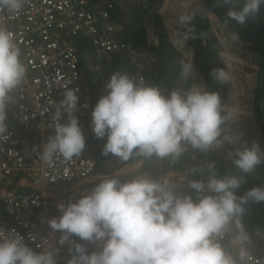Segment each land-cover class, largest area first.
Listing matches in <instances>:
<instances>
[{
  "label": "clouds",
  "instance_id": "1",
  "mask_svg": "<svg viewBox=\"0 0 264 264\" xmlns=\"http://www.w3.org/2000/svg\"><path fill=\"white\" fill-rule=\"evenodd\" d=\"M88 1L95 10L102 8L104 4L113 3L122 10L119 16L127 13L129 9L136 8L119 6L122 0ZM200 1L204 12L193 11L178 17L177 23L181 28H185V31L175 32L172 25L170 35L164 25L171 52L164 65H159V70L164 68L170 75H175V71L179 70L180 82L185 84L186 88L180 85L179 89L165 93L159 86L146 85V78L155 75L156 66L161 62L159 57L146 49L142 52L135 50L154 59L146 73L145 85L138 84L133 78L135 69L128 64V51L110 55L116 57L126 53V67L131 69V76L119 71L113 73L104 84L107 94L102 97L99 94V100L93 110L92 96H87L88 91L83 83L89 103L88 127L91 126L96 138L107 137L102 155H111L122 161L136 156L145 159L170 158L175 162L189 149L208 153L223 148L225 143L241 142V134H237L235 138L223 135L225 122L230 116L225 115V107L219 93L203 91L201 87H196L198 81L195 79L197 74L193 65V52L185 43L196 38L194 26L191 25L196 13L205 15L210 24L214 22L207 16L213 14L209 13L202 0ZM26 2L27 0H0V11L17 13ZM148 4L145 1L139 9H148ZM215 5L228 6L227 18L244 25L257 16L264 6V0H215ZM114 10L115 8L110 10V17L115 23L112 17ZM213 16L218 22L217 17ZM119 24H115L116 30ZM212 31L216 37L213 27ZM117 32L123 40L122 31ZM148 33L153 36L151 31L147 30V37ZM152 38L155 39L156 45L151 43L147 46L157 47L158 39L154 36ZM233 38L238 39V34L233 33ZM183 49L190 51L192 63H180L178 50ZM244 49L250 51L245 47ZM20 56V49L14 43L12 33L0 23V136L8 130L5 121L10 93L21 85L26 75V67ZM79 58L83 80L84 70L80 55ZM98 60H103V57ZM211 74L221 84H227L232 79L231 74L222 68L213 69ZM68 84L65 85L63 99L56 105L52 116L54 135L48 137L38 152L40 160L45 164H50L57 154L66 161L72 160L86 147L85 136L74 115L78 110L79 97L77 90L69 88ZM65 113L67 123H60ZM262 147L264 150L263 145ZM92 157L97 169L102 163H97L96 155ZM230 157L234 167L244 175L219 176L214 162L206 164L205 168L196 166L192 169L193 172L206 169L204 179L189 180L186 177L185 183L174 179L171 174L158 178L139 174L124 181L112 175L101 178L91 192L81 196L76 202L57 204L61 215L52 217L47 224L53 232L61 234L57 245H69L71 259L67 264L248 263L249 255L256 256L261 252L264 235L260 241L259 252L249 253L246 245L249 244L250 237L243 225L245 205L250 202L264 203V187H253L243 195H237V192L245 182V176L264 164V152L256 143L251 146L245 143L242 144L241 150L230 153ZM175 178L181 177L177 174ZM231 228L235 229L236 233L232 239V243L237 246L235 253H231L227 247L229 234L223 244L219 239ZM6 232V235L0 234V264H56L57 248L35 251L24 242V236L15 229ZM72 237L101 246L98 251L89 253L84 244L72 240Z\"/></svg>",
  "mask_w": 264,
  "mask_h": 264
},
{
  "label": "built area",
  "instance_id": "2",
  "mask_svg": "<svg viewBox=\"0 0 264 264\" xmlns=\"http://www.w3.org/2000/svg\"><path fill=\"white\" fill-rule=\"evenodd\" d=\"M145 1L122 0L118 5L129 8L142 6ZM113 8V3H107L95 10L88 0H27L17 13L0 11V23L12 33L26 67L23 82L10 93L6 104L8 130L0 136V187L13 178L56 187L94 175L96 164L88 147L89 103L83 88L78 44H84L96 59L128 51V64L135 69L133 78L138 84L145 85L146 73L154 62L144 53L127 49L111 21ZM67 84L77 90L79 102L74 115L85 136L86 147L72 160L66 161L57 154L50 164H45L38 152L48 137L54 135L52 116ZM67 119V114H63L60 123H67ZM81 196L71 191L48 198L35 190L0 194V234L15 229L35 251L57 248L56 264H67L71 259L69 245H57L61 234L53 232L47 221L61 215L57 204L74 203ZM232 229L219 238L222 244ZM71 239L84 244L89 253L101 246L80 241L78 237ZM247 262L264 264V237L261 252L249 255Z\"/></svg>",
  "mask_w": 264,
  "mask_h": 264
},
{
  "label": "trees",
  "instance_id": "3",
  "mask_svg": "<svg viewBox=\"0 0 264 264\" xmlns=\"http://www.w3.org/2000/svg\"><path fill=\"white\" fill-rule=\"evenodd\" d=\"M120 0H114V2ZM148 8H151L152 11H157L160 8V3L163 0H146ZM203 6L209 13L215 15L218 19V22L224 26L226 29L232 33H236L239 36V39L245 43L244 47L250 51H256L258 54L257 62V72H256V85L252 91L253 103L251 106L252 120L251 124L256 125L259 134V140L264 146V6L261 7L260 12L257 16L250 19L246 24L240 25L234 20L227 18L226 13L228 6L217 7L215 5V0H202ZM98 5V4H97ZM124 6V4H123ZM146 7V5H145ZM114 13L112 17L114 18L115 24L120 22L119 18H116L121 14L122 10L120 7L114 5ZM139 9V6H136ZM143 9V7L141 8ZM126 13V12H124ZM149 17V22L145 25L151 28L148 30L151 31L152 35L158 39L157 47H148L147 46V29L143 26L135 28L131 33L128 31L123 32V40L127 43V49L137 50L139 52L149 50L150 53L159 57L160 61L156 66L155 75L152 77L146 78V85L148 86H159L162 91L165 93L173 90L179 89L181 87L186 88V85L180 82V71H175V75H170L166 70L160 69V66L164 65V62L169 59L171 50L170 43L167 40L166 32L164 30V24L161 17L158 14H153ZM191 25L194 26V33L196 38L188 40L185 44L192 49L193 52V65L196 72V79L198 83H201V89L203 91L217 92L219 93L223 105L228 101L227 84L219 83L211 74L213 69L222 68L226 71L225 67L221 62L219 57V43L212 31V26L209 20L202 13H196L195 18L191 22ZM117 30L120 31V24L117 25ZM175 32L185 31V28H181L178 25L177 20L173 24ZM127 29V26L125 25ZM122 31V30H121ZM81 45V46H80ZM78 45L79 49H82L84 44ZM125 57L126 53H123ZM128 75H131V69L126 67ZM189 85H187L188 88ZM99 99V94L95 93V96L92 95L93 107H95ZM96 101V102H95ZM95 102V103H94ZM226 115V114H225ZM226 123V122H225ZM224 126V125H223ZM222 126V128H223ZM90 127V141L88 143L89 151H93L94 155L97 152L94 151L96 144V139L94 133ZM224 132V130H223ZM225 136V133H223ZM224 146H228V143ZM100 153V152H99ZM101 154L96 155V161L103 162L101 159ZM184 156L186 158L182 161L178 160L173 163L174 167L180 171L189 169V180H199L204 179L206 171L203 172H193L192 169L196 166L203 165L204 168L208 163H215L216 172L219 176H231V175H244L239 173L238 170L231 164L232 161L224 162V159H217L214 153L210 155H203V153H198L193 150H188ZM142 157L133 156L128 161H123L124 163H131L133 161L139 160ZM171 164V163H169ZM169 164H167L169 166ZM167 168V167H165ZM171 168V167H170ZM168 169V168H167ZM253 187H264V164L258 166L255 171L251 174L245 176V182L242 184L241 188L238 190L237 195H243L246 191ZM246 211L243 216V225L245 231H258L264 230V203H253L245 205Z\"/></svg>",
  "mask_w": 264,
  "mask_h": 264
},
{
  "label": "rangeland",
  "instance_id": "4",
  "mask_svg": "<svg viewBox=\"0 0 264 264\" xmlns=\"http://www.w3.org/2000/svg\"><path fill=\"white\" fill-rule=\"evenodd\" d=\"M200 6V0H163L160 3V10L163 11L164 24L166 25V29L169 34L172 35V25L176 20H178V17L180 15L193 12L197 7ZM151 12V8H148L146 10L136 8L129 9L127 13H125L124 18L120 17L119 23L122 33L126 31H128V33H131L135 28L138 27V25L143 26L148 30V27L145 25L149 22L148 16ZM125 25L127 26V29L125 28ZM211 25L218 31H216V37L220 45L219 56L221 57L224 66L226 67V71L229 72L232 76V79L226 86L228 101L226 103L227 105L225 104L224 107L225 113L226 115L230 116V119L226 120L224 133L225 136L231 138H235L237 134H241V142L237 141L232 144H228L227 147L224 146L223 148H219L216 150L223 151V154H226L229 156V158H231L230 153L234 154L236 151L241 150L242 144L246 143L247 145L251 146L252 143H256L260 146L261 151L264 152L259 140L258 129L256 125L251 124L253 116L251 112V106L253 103L252 91L256 85L258 54L256 51H246L243 47L245 43L242 41V39H234L233 33H230L225 28L224 30L219 31L218 28H220V26L219 24H217V22L214 21ZM149 27L151 28V25H149ZM148 35L150 36V33H148ZM178 52L181 57L180 63L181 61L192 63V58H190L191 56L189 50L183 49V51L178 50ZM79 55L81 57V64L83 65L84 70V72L82 73L83 83L84 87H86L88 91V93H86L87 96H91V94L95 96V93L104 96L106 93L105 88L97 86L98 90H96V92L94 93V90H92L90 85L93 82L97 81L99 85V80L104 79L103 72L105 64L103 63V60H100L102 61V63H100L99 60L97 62L95 60V55L92 52L85 51L83 48L80 49ZM104 57L107 59L110 58V56L108 55H104ZM168 58H170V56ZM115 60L117 62V67H123L127 64V59L123 54L117 55ZM93 62L96 65V71L92 69ZM123 68H125V71L127 70L126 67ZM104 80L108 81L106 79ZM105 81H101V83H106ZM196 87L200 88L201 83H196ZM213 153L215 154L216 152ZM90 155H94L93 151H91ZM185 158L186 156H182L179 160L182 161ZM120 161L121 160L117 161V163ZM99 166L103 167V163ZM200 167L204 168L203 165H200ZM203 171H206V169H203ZM188 173L189 169H186L184 171H179L178 174L180 177L189 178ZM175 176L177 177L176 173ZM174 179L179 181L181 178L174 177ZM183 183H185V181ZM250 232H252L255 244L259 246L260 242L257 234H255V231Z\"/></svg>",
  "mask_w": 264,
  "mask_h": 264
},
{
  "label": "crops",
  "instance_id": "5",
  "mask_svg": "<svg viewBox=\"0 0 264 264\" xmlns=\"http://www.w3.org/2000/svg\"><path fill=\"white\" fill-rule=\"evenodd\" d=\"M195 11L204 12V8L197 7L195 9ZM154 13L158 14L161 17L162 22L164 23L163 11L158 9L157 11H152L149 14H150V16H152ZM124 16H125V13H122V15H120V16L118 15L116 18L120 19V17L124 18ZM207 16L211 21L213 19V21L217 22L216 18L213 15L208 14ZM217 24H219V23L217 22ZM219 26H220V28H218L219 31L224 30L225 27H223L220 24H219ZM216 31L217 30L215 29V32ZM152 37L151 36L147 37L148 38V40H147L148 46H150L151 43H152V45H156V41ZM108 56H110V58H108V59L103 56V63L105 64V68H104V72H103V78L104 79L109 80L108 78H110V76L117 71H119L121 73L128 74L127 71L124 70L125 68H123V67H126V65H124L123 67H117L116 66L117 62L115 60L116 57H111V55H108ZM95 60L97 61L96 58H95ZM111 61H113V63H111ZM100 63H102V62H100ZM95 66L96 65L93 62L92 69L95 70ZM104 79L99 80L100 81L99 85H98V81L90 84L92 90H94V93L96 92V90H98L97 86L105 88V86H104L105 83H101V81H105ZM105 82H107V81H105ZM105 92H106L105 93V95H106L107 91H105ZM92 95L93 94H91V96ZM91 96H89V98ZM101 97H102V95H101ZM98 100L96 99V101H98ZM94 136H95V134H94ZM95 139H96V144L94 147V151L97 152L96 153L97 156H98V154L102 155L103 146L106 143L107 137L98 139L95 136ZM189 150H191V149H189ZM213 152H216L215 156L217 159H220V160L224 159V162L232 161V159L229 158L228 155L223 154L224 153L223 151H218L216 149H214L208 153H203V155H208V154L210 155V153H213ZM100 157H101V159H103V162H102L103 167H98L96 169L95 174L92 175L88 180H86L84 182L80 181V182L72 183L70 185H61V186H56V187H49V186L43 185L39 182H38L39 184L38 183L37 184H30V183L22 180L21 178H13L7 183V185L5 187H0V194H4V193H8V192H15V191L16 192L17 191L29 192V191L35 190V191L41 193L42 195H44L45 197H48V198L52 197L53 195L64 194V193H68L71 191H73L79 195H84V194L91 192V190L95 186V184L103 177L116 175L118 179L124 181V180L133 179L135 176H137L139 174H147V175L151 176L152 178H158V177L166 175V174H171L174 178L175 173L178 174L180 171L174 167L175 165H173V163H175V162H173L170 158L157 159V158L153 157L150 159H145L142 157L138 161H134L131 163H124L121 159L114 157V156H111V155H109V156L102 155ZM119 160H121V161L117 163V161H119ZM162 163H164L165 166ZM169 163H171V164H169ZM167 164H169V166ZM231 164H233V163L231 162ZM165 167H167L168 169ZM179 181L184 182L185 178L181 177V179ZM229 232L230 233H229V237H228V241H227V247L231 250V253H235L237 250V246H235L232 243V239L236 234L235 229H232V231L230 230ZM246 232H247L248 236L250 237V242L248 245H246L248 247L249 253L250 252H259L260 246H257L255 244L252 232H250V231H246ZM255 234H257L259 242H260L261 238L264 235V230L255 231ZM259 245H260V243H259ZM246 264H248V263H246Z\"/></svg>",
  "mask_w": 264,
  "mask_h": 264
}]
</instances>
